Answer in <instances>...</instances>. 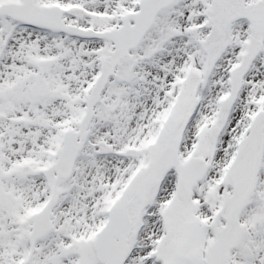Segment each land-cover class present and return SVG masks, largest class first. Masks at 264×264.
<instances>
[{
  "label": "snow or ice",
  "instance_id": "1",
  "mask_svg": "<svg viewBox=\"0 0 264 264\" xmlns=\"http://www.w3.org/2000/svg\"><path fill=\"white\" fill-rule=\"evenodd\" d=\"M0 264H264V0H0Z\"/></svg>",
  "mask_w": 264,
  "mask_h": 264
}]
</instances>
